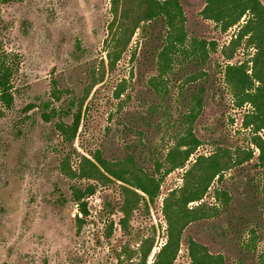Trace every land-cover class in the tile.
Listing matches in <instances>:
<instances>
[{
	"label": "rangeland",
	"instance_id": "374dc122",
	"mask_svg": "<svg viewBox=\"0 0 264 264\" xmlns=\"http://www.w3.org/2000/svg\"><path fill=\"white\" fill-rule=\"evenodd\" d=\"M211 1L179 0L187 34L207 42V57L180 56L162 74L167 27L160 17L142 21L110 64L108 53L121 47L123 0L117 16L112 0H0L1 50L13 54L17 67L12 103L0 94V264H141L140 254L129 252L147 238L154 241L147 260L153 264L168 240L165 200L196 159L218 147L232 158L252 156L216 177L201 201L189 203L219 210L187 225L173 264H191L190 238L221 254L224 264H264V163L255 144L264 129L247 124L255 105L241 102L244 96L235 95L226 76L227 65H242L254 78L252 87L262 85L252 73L256 57L264 67L256 35L264 29L253 0ZM257 1L264 13V0ZM236 3L249 7L241 17ZM192 109L197 117L190 123ZM79 110L73 135L60 124H71ZM190 126L198 147L185 166L166 173L168 150ZM98 152L108 161L131 156L160 181L152 201L137 189L147 205L133 210L127 227L122 205L129 185L106 172L109 178L81 175L83 158L95 161Z\"/></svg>",
	"mask_w": 264,
	"mask_h": 264
},
{
	"label": "trees",
	"instance_id": "16d2710c",
	"mask_svg": "<svg viewBox=\"0 0 264 264\" xmlns=\"http://www.w3.org/2000/svg\"><path fill=\"white\" fill-rule=\"evenodd\" d=\"M253 1L254 3L251 8L258 15L259 24L264 29V13L262 7L257 0ZM121 4V21L119 22V30H117L120 31V35L116 39V42L121 47L116 51L115 55L110 52L108 53L110 64H113L119 58L130 37L142 21L156 20L159 17L165 21L167 27L165 36L166 43L159 53V67L162 74L168 73L171 70L174 60H177L180 56L189 57L191 55L205 59L209 54L207 42L204 39L195 40L187 34L185 28L186 18L179 0H123ZM211 5L215 6L216 0L211 1ZM237 5L238 3H236L235 7ZM112 6L114 8L113 13L117 16L118 0H112ZM210 8L212 6L204 10L206 14L207 11L209 12L211 10ZM248 9L249 7H246V4L238 5L239 17ZM256 35L259 39L257 44L259 49L258 55L264 58V31L257 32ZM1 48L0 46V94L7 105H10L13 101L11 92L13 88V77L17 71V67L12 57L13 54H4ZM256 59L257 57L253 61L254 72L252 74L260 80L261 86L257 88L252 87L254 85V78L247 73L245 67L242 65H227L226 76L229 83L233 84L235 88V95L237 97L239 95L241 97L244 96V98L239 99L241 102L251 101L254 103L256 109L253 115L254 119L247 122V124L256 123L257 130H261L264 129V67L263 60ZM252 89L254 91L250 92ZM200 103L201 98L198 97L197 104L200 105ZM80 117L81 111L79 110L71 124L61 123L60 126L64 127L67 132L71 130V133L75 135L80 124ZM189 117L188 121L192 123L197 117V111L192 109ZM199 142V139L190 126L186 133L179 138L178 142L168 150L166 154L168 166L166 173L174 168L185 166L191 154L198 147ZM255 144L260 149V160L263 164L264 138L258 136L255 139ZM251 156V152H242L236 158H232L227 149L218 147L210 155H200L196 159L187 170L183 185L178 190L173 191L170 197L165 200L163 212L168 225V240L155 253L153 264H173L179 250L182 234L187 225L194 220L209 217L219 210V206L200 203L195 207H190L189 203L201 201L216 177H220L232 164L242 163L250 159ZM94 159L95 161L87 157L83 158L81 175L89 178H109L105 174L106 172L109 176L111 175L129 185L123 187L124 201L122 205V211L124 213L122 225L127 227L133 210L137 209L142 201H145L147 205V200L137 189L144 192L152 201L158 195L160 181L156 177L144 172L131 156L121 161H108L98 152L94 155ZM93 190L91 189V192ZM219 194L222 199L227 201L225 191H220ZM74 199L81 213L87 215V203L82 201V196L77 189H74ZM222 204L224 205L225 202ZM153 246V240L148 238L144 239L139 248L130 250L129 256L139 253L141 264H147ZM188 250L191 257V264H224V259L221 254L211 253L207 246L192 238L188 241ZM126 252L127 249H125Z\"/></svg>",
	"mask_w": 264,
	"mask_h": 264
}]
</instances>
